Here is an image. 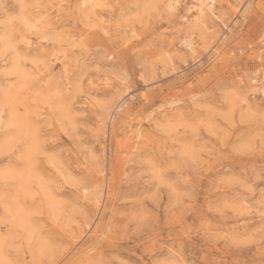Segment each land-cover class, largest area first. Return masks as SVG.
I'll list each match as a JSON object with an SVG mask.
<instances>
[{"label":"rangeland","instance_id":"374dc122","mask_svg":"<svg viewBox=\"0 0 264 264\" xmlns=\"http://www.w3.org/2000/svg\"><path fill=\"white\" fill-rule=\"evenodd\" d=\"M0 264H264V0H0Z\"/></svg>","mask_w":264,"mask_h":264}]
</instances>
